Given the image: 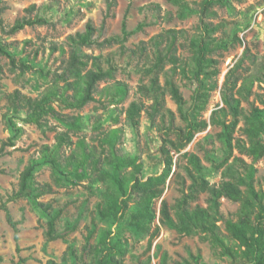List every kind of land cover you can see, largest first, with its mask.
Listing matches in <instances>:
<instances>
[{"label": "rangeland", "instance_id": "1", "mask_svg": "<svg viewBox=\"0 0 264 264\" xmlns=\"http://www.w3.org/2000/svg\"><path fill=\"white\" fill-rule=\"evenodd\" d=\"M186 1L195 6L201 0ZM230 1V7L215 5L213 9L217 15L208 19L214 25H221V29L213 34L214 40L226 41L228 48L220 49L212 55L217 60L219 69L216 76L219 88L211 93L207 109L196 114L193 105L196 83L190 76L183 75L180 69L173 72L171 63H165L164 70L158 77L162 86L166 85L168 78L174 80L185 99L184 111L189 118L194 119L193 117L197 116L196 118L209 122L207 128L197 132L192 142L182 151H176L166 138L176 140L177 134L171 132L166 135L162 126L169 124L172 118L175 128H185L187 121L180 113L172 94L167 89L165 121L158 114L153 123L147 111L153 99L145 95L140 88L150 85L151 75L146 73V68L156 60L159 50H163L167 44L165 41L157 45L152 38L169 29L178 32L175 53L179 62L187 66L193 64L191 41L203 32L198 13H191L183 18L179 14L180 7L169 0H6L7 8L3 13L6 25L11 26L17 18L25 15V9L31 4H35L40 14L46 16L51 23L26 26L14 34L4 33L0 28V38L10 44L18 62L30 60L33 66L22 74L20 69L12 71L10 59L0 54V65L3 69L0 74V145L11 134L2 118V113L9 109L10 95L16 89L32 97L44 92L53 82L54 75L62 72L69 56L67 36L84 31L87 23L91 22L96 28L95 36L100 41L112 36H118V40L104 46L85 47L84 50L89 54L109 57L116 66V72L113 78L99 82L98 92L95 93L96 100L82 109L68 108L59 99L53 103L62 114L84 116L81 131L72 133L75 144L65 148L64 154L78 152L76 142L80 138L93 145L98 143L100 132L122 128L120 147L137 156L138 162L143 163L141 176L147 179L149 176L163 173L164 148L170 149L174 166L163 185L162 197L156 200L158 216L162 201L165 199L170 205L174 204L182 195V190L191 183L188 169L192 165L185 153L197 154L202 163L213 170L209 176L210 181L218 183L222 179V171L214 172L210 156L221 160L227 153L217 136L221 127L211 124L209 117L218 105H223L220 88L228 71L236 66L245 52L246 56L238 68L241 76L254 72L260 64H264V0ZM125 16L129 35L123 38ZM236 37L241 41L236 40ZM54 44L64 46L66 52L62 54L60 50L53 51L51 46ZM104 66H109L106 61ZM118 81L125 85L127 93L124 96L117 93L116 101L111 102L103 89ZM253 90V94L242 101L247 114H250L253 106H262L259 97L264 94V83L256 82ZM133 101L143 102L146 106L137 128L132 127L127 114V109ZM20 115L25 116L24 113ZM17 121L23 126L24 132L16 140L15 147H7L0 157V205L18 189L20 175L31 158H40L43 146L54 145L56 134L66 130L64 125L54 118H49V124L53 128L45 131L22 119ZM243 124L244 121H241L240 126ZM235 135L247 140L239 129ZM235 156L247 162L253 161L251 156L241 153L237 148L233 150L229 161ZM254 164L257 168L256 186L264 190V157ZM131 168L132 166L127 167L128 170ZM61 178L62 182L57 183L51 167L44 165L37 170L35 179L40 183L52 185V192L44 195L41 200L50 202L56 210H62L57 221V232L64 234V237L48 239L46 220L41 218L27 199L8 201L7 207L17 224V230L8 221L6 210L0 208V264H47L50 260L54 264H82L83 261L91 260L85 249L88 228L96 229L94 237L90 238L93 244L96 242L97 232L106 226L98 219L96 212L103 187L100 183H91L88 179L79 180L68 172L61 175ZM207 195V192L200 193L193 205L207 206ZM239 207V202L227 197L222 199L221 210L226 217H235ZM129 219V216L124 218L123 226H128ZM154 224H160L158 218ZM220 224L222 231L227 233L225 225L222 222ZM119 225L121 223L113 226L116 232ZM73 227L75 228L72 229ZM125 248L126 253L120 258L122 264H160L164 252L168 253L169 264H188V260L192 259L191 254H200L206 264H237L232 258L223 256L220 249L208 238L205 239L200 234L182 235L162 225L151 247L149 238L141 239L138 234L127 229Z\"/></svg>", "mask_w": 264, "mask_h": 264}, {"label": "trees", "instance_id": "2", "mask_svg": "<svg viewBox=\"0 0 264 264\" xmlns=\"http://www.w3.org/2000/svg\"><path fill=\"white\" fill-rule=\"evenodd\" d=\"M5 1L0 0V28L4 33L14 34L26 26L51 23L46 16L40 14L35 4H31L25 9V15L8 26L3 18L7 8ZM169 1L180 7L179 14L183 18L191 13L200 15L203 32L191 41L193 64L187 66L179 62V57L175 53L178 37L175 29L158 34L152 38L155 44L161 45L165 41L167 44L163 50H159L156 60L146 68V73L151 75L150 85H143L140 89L153 99L150 108H147L148 117L153 123L158 114L165 121V94L167 89L170 91L187 125L185 128H175L171 118L170 123L163 124L162 129L166 135H170L171 132L177 134L176 140L168 137L166 139L176 151H182L192 142L197 132L207 128L209 122L206 119H198L197 116L193 117L194 119L189 118L184 111L185 99L174 80L168 78L166 85L162 86L158 77L164 70L165 63H171L173 72L180 69L183 75L190 76L196 83L193 94L196 114L207 109L211 93L219 88L216 79L219 69L217 60L212 55L220 49L228 48L226 41L214 40L213 34L221 29V25H214L208 19L217 15L216 10L213 9L215 5L230 7L231 1L201 0L195 6L186 0ZM95 33V26L88 22L84 31L67 36L69 56L65 60L62 72L54 75L53 82L40 95L32 97L16 89L9 97V109L2 113V118L11 134L1 142L0 157L7 147H15L16 140L24 132L23 126L17 119L35 124L45 131L53 128L49 124V118H54L64 125L66 130L56 134L57 140L54 145L43 146L40 158H31L20 175L18 189L0 205V208L6 210L8 221L17 230V224L12 219L7 202L27 199L41 218L46 220L48 239L64 237V234L57 232V221L62 210H56L50 202L41 200L44 195L52 192V185L40 183L35 179L37 170L48 165L52 169L55 181L59 184L62 182L61 175L68 172L79 180L88 179L91 183H100L103 187L100 193L102 198L97 204L96 212L98 219L106 226L101 227L97 232L96 242L93 244L90 238L94 237L96 229L88 228L85 249L91 260L83 261L82 264H122L120 258L126 253V230L135 232L141 239L149 238V247H151L154 238L160 232L161 225L174 229L182 235L200 234L205 239L208 238L220 249L223 256L232 258L237 264H264V190L256 186L257 168L254 164L264 157V94L259 97L262 106H253L250 114H247L242 106L243 99H248L253 94L255 83H264V64H260L254 72L241 76L238 68L246 56L245 52L236 66L228 71L220 88L223 105H218L209 117L211 124L221 127L217 136L227 153V156L221 160L213 155L210 156L214 172L222 171V179L218 183L211 182L209 176L212 175L213 170L205 166L197 154L185 153L192 165L188 169L191 183L182 190V195L174 204L170 205L164 199L158 216L156 200L162 197L163 185L174 166V157L170 149L164 148L163 173L149 176L147 179L141 176L144 170L143 163L138 162L137 156L120 147L122 128L100 132L98 143L93 145L80 138L76 142L79 151L64 154L65 148L75 144L72 133L81 131L84 116L62 114L53 103L59 99L68 108L82 109L96 100L95 93L98 92L99 82L113 78L116 72V66L109 57L89 54L84 48L112 44L118 40V36L100 41ZM123 34V38L129 35L126 30V16L123 21ZM235 39L241 41L239 37ZM51 48L53 51L60 50L62 54L66 52L64 46L57 44ZM0 54L10 59L12 71L20 69L22 74L33 68L30 60L18 62L10 49V44L3 42L1 38ZM105 61L108 67L104 66ZM2 72L0 65V74ZM103 91L111 102L116 101L117 93L123 96L127 93L125 85L120 81L115 82L113 86H106ZM145 109L143 102L133 101L130 104L127 114L133 128L138 127L141 113ZM21 113L25 116H21ZM241 121H244L242 126H240ZM238 129L243 132L247 140L235 135ZM235 148L251 156L253 161L247 162L239 156L229 161ZM128 166L132 168L128 170ZM202 192L208 193V205H193ZM224 197L240 203L235 217H226L223 214L221 206ZM127 216L130 219L128 226L125 227L123 220ZM157 218L160 224H154ZM220 222L225 225L227 233L222 231ZM118 223L121 225L116 232L113 226ZM191 258L188 264H206L200 254H191ZM168 259V253L164 252L160 264H169ZM47 264L54 262L50 260Z\"/></svg>", "mask_w": 264, "mask_h": 264}]
</instances>
